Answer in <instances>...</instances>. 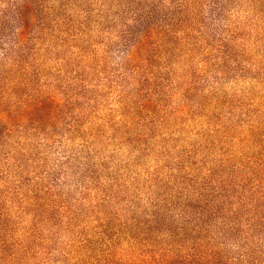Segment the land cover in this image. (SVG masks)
Here are the masks:
<instances>
[{"label": "rangeland", "instance_id": "374dc122", "mask_svg": "<svg viewBox=\"0 0 264 264\" xmlns=\"http://www.w3.org/2000/svg\"><path fill=\"white\" fill-rule=\"evenodd\" d=\"M262 113L264 0H0V264L16 241L26 264H57L86 231L100 242L102 189L112 214L150 191L179 203L247 135L216 130Z\"/></svg>", "mask_w": 264, "mask_h": 264}, {"label": "trees", "instance_id": "16d2710c", "mask_svg": "<svg viewBox=\"0 0 264 264\" xmlns=\"http://www.w3.org/2000/svg\"><path fill=\"white\" fill-rule=\"evenodd\" d=\"M52 103L42 99L31 108ZM239 128L236 122L216 130L247 135L240 149L224 141L220 157L213 159L212 167H199L198 177L190 179L179 203L150 191L142 209L122 206L112 214L106 208L115 203L114 195L102 189L93 208L107 214L96 218L101 241L86 231L79 243H70L57 264H264V123ZM214 136L209 137L213 146ZM148 181L151 188L165 185L157 177ZM120 240L129 243L127 259L112 252ZM28 248L16 241V264H26Z\"/></svg>", "mask_w": 264, "mask_h": 264}]
</instances>
